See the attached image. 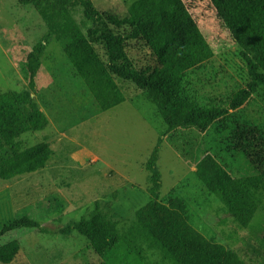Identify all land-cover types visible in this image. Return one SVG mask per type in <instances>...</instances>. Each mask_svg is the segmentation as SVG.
<instances>
[{
    "label": "rangeland",
    "instance_id": "374dc122",
    "mask_svg": "<svg viewBox=\"0 0 264 264\" xmlns=\"http://www.w3.org/2000/svg\"><path fill=\"white\" fill-rule=\"evenodd\" d=\"M91 1L102 11L123 16L135 0ZM184 2L214 56L187 72L182 95L200 105L225 104L249 81L248 57L209 0ZM88 25L80 6L0 0V90H29L26 54L47 32L52 34L34 95L49 123L19 138L23 147L50 143V159L35 173L0 178V229L23 215L41 227L18 229L0 239V245L19 242V254L9 264H102L85 236L56 230L88 218L99 204L117 223L119 234L129 232L136 210L151 199L147 163L155 149L159 200L175 194L186 202L206 249H230L247 264H264V86L203 133L168 131L145 91L108 72L103 49L87 40ZM205 152L257 201L258 211L247 228L197 178L196 164ZM0 155H7L1 143ZM139 243L151 264H165L145 239Z\"/></svg>",
    "mask_w": 264,
    "mask_h": 264
},
{
    "label": "trees",
    "instance_id": "16d2710c",
    "mask_svg": "<svg viewBox=\"0 0 264 264\" xmlns=\"http://www.w3.org/2000/svg\"><path fill=\"white\" fill-rule=\"evenodd\" d=\"M20 4L58 2L62 8L82 7L89 22L86 37L106 56V69L114 77L146 92L168 131L177 128L205 132L216 120L244 106L264 86V0H209L216 15L248 57L249 81L225 104L200 105L182 95L187 72L209 61L214 52L184 0H135L125 15L98 9L91 0H17ZM52 38L47 32L26 54L28 91L0 90V143L7 155H0V178L11 180L40 171L51 156L50 143L39 141L23 147L19 138L42 131L49 123L34 97L35 77L42 56ZM157 149L147 163L151 172V199L135 212L136 223L124 235L99 204L88 218L60 233L76 230L87 238L102 264H151L140 245L145 239L165 264H247L235 251H211L203 235L190 221L186 202L171 194L159 200L160 175ZM252 174L250 167L246 168ZM195 174L206 189L247 228L258 211L255 198L211 154L205 152ZM40 223L23 215L0 229V239L18 229L40 228ZM43 229V228H42ZM45 230V229H44ZM15 239L0 245V262L9 264L18 255Z\"/></svg>",
    "mask_w": 264,
    "mask_h": 264
},
{
    "label": "crops",
    "instance_id": "0c3cea01",
    "mask_svg": "<svg viewBox=\"0 0 264 264\" xmlns=\"http://www.w3.org/2000/svg\"><path fill=\"white\" fill-rule=\"evenodd\" d=\"M19 251H20V250H19ZM18 254H19V253H18ZM17 256H18V255H17ZM17 256H16V258H17ZM16 258H15V259H16ZM15 259H14V261H15ZM14 261H12V262H14Z\"/></svg>",
    "mask_w": 264,
    "mask_h": 264
}]
</instances>
